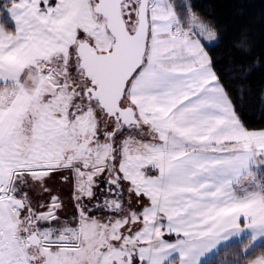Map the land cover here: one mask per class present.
<instances>
[{"label":"snow or ice","instance_id":"1","mask_svg":"<svg viewBox=\"0 0 264 264\" xmlns=\"http://www.w3.org/2000/svg\"><path fill=\"white\" fill-rule=\"evenodd\" d=\"M254 48L195 0H0V264H264Z\"/></svg>","mask_w":264,"mask_h":264},{"label":"trees","instance_id":"2","mask_svg":"<svg viewBox=\"0 0 264 264\" xmlns=\"http://www.w3.org/2000/svg\"><path fill=\"white\" fill-rule=\"evenodd\" d=\"M195 3L203 11L211 13L219 23L225 25L229 36L238 27L248 25L255 44L253 57H258L264 52V23L261 22L264 16V0H195ZM229 55L226 47L223 51L216 52L215 57L219 60L220 66L226 67ZM251 62L250 60L249 63ZM262 81H264V75L258 71L255 78L250 81L253 91L264 87ZM255 112L254 103L245 105V113L252 119V126H258L254 119Z\"/></svg>","mask_w":264,"mask_h":264}]
</instances>
